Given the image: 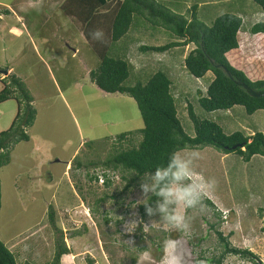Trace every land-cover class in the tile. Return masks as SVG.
<instances>
[{
  "label": "rangeland",
  "instance_id": "1",
  "mask_svg": "<svg viewBox=\"0 0 264 264\" xmlns=\"http://www.w3.org/2000/svg\"><path fill=\"white\" fill-rule=\"evenodd\" d=\"M23 1L0 0L25 19L0 18V71L22 80L37 112L27 131L30 141L18 144L10 163L0 168V240L17 264L53 260L59 234L49 224L51 208L70 250L62 264H133L134 260L135 264H169L170 257H175L176 264H210L207 260L223 252L218 232L232 247L251 251L264 263V157L254 156L245 163L236 154L212 147L180 151L177 154L191 160L196 178L206 185L204 194L191 208L182 203L165 205L162 198L143 216L140 207L154 193V175L136 178L132 172L93 165L138 145L142 139L138 131L144 128L141 114L130 96L100 91L89 72L100 64L98 49L106 48L108 56L129 61L125 86L146 84L155 73H167L178 116L192 137L188 105L227 135L264 134V110L251 116L241 106L214 113L203 110L198 99L206 93L212 73L197 80L187 72L184 57L193 45L165 54L141 53V45L163 46L175 40L172 33L143 17L125 40L115 43L107 36L105 21L95 28L97 35L87 37L86 22L83 25L78 15L66 12L67 0H47L45 8L41 1L38 8H29V0ZM156 1L166 7L171 3ZM197 1L208 4L197 17L208 26L224 14H239L245 24L241 49L264 59L263 38L250 32L253 23L264 22V13L253 0H191L188 16ZM254 9L259 12L256 20H250ZM106 11L110 13L109 8ZM107 19L111 20L109 15ZM17 110L16 100L0 104V133L11 126ZM124 133L135 134L118 143L117 136ZM102 171L111 182L109 187L90 180ZM143 186L149 190L145 192ZM161 206L167 211H161ZM171 215L182 216V224L176 226L167 218ZM224 264L253 263L227 256Z\"/></svg>",
  "mask_w": 264,
  "mask_h": 264
},
{
  "label": "trees",
  "instance_id": "2",
  "mask_svg": "<svg viewBox=\"0 0 264 264\" xmlns=\"http://www.w3.org/2000/svg\"><path fill=\"white\" fill-rule=\"evenodd\" d=\"M76 1L67 0L64 3L68 14L74 15ZM79 2L84 4L88 0ZM253 2L264 13V0H253ZM80 4L77 7L79 12L77 19L83 21V25L86 22V36L92 31L90 25L93 21H98L102 16L107 19V15H101L100 10L110 8L111 20L108 21L111 42H119L133 26L139 25V18L143 17L152 26L156 25L157 28L172 33L175 40L163 46H140L141 53L164 54L190 44L194 45L195 48L184 59L185 69L195 79H203L209 72L214 77L206 93H200L198 99L199 106L206 112L229 111L241 106L251 116L259 110H264V98H253L240 86L244 84L258 93L264 92V59H260L254 52L244 55L240 51L241 31L244 24L241 17L224 14L208 26L198 20L195 13L197 7L193 8L192 15L188 18L173 12L156 0H89L88 4L91 5L89 12H86ZM9 14L10 11L6 8L0 10V17ZM250 32L252 35L261 36L264 43V23L255 24ZM107 51L106 48L98 49L100 64L89 73L90 80L105 94L130 96L137 104L144 128L138 131L142 139L137 146L116 151L105 161L93 165H100L113 171L132 172L136 178H141L155 175L157 167L168 166L173 153L187 149L212 147L224 154H236L245 163L251 162L254 156L264 157L263 133L255 132L252 136H246L243 132H235L227 135L216 122L198 117L192 105H188V114L195 135L193 137L188 135L178 116L176 100L172 93V81L168 74L159 71L146 84L125 86V82L130 77L129 61L125 57L123 59L110 57ZM0 80L3 84L0 104L9 100H16L18 104L17 114L11 126L0 133V168H2L10 163L11 152L18 144L30 141L27 131L34 125L37 112L33 105L34 98L20 78L9 75ZM134 134L118 135L116 141L122 143ZM239 145L243 147L240 148ZM233 147L237 148L233 150ZM90 180L98 181V177L93 175ZM104 184L109 187L111 182L106 178ZM158 191L159 189L155 187L154 193L140 207L143 216L155 208L163 198L157 195ZM1 200L0 183V216ZM48 218L49 224L59 234L53 260L48 264H62V258L69 255L70 250L64 243L63 233L56 226L53 208ZM261 231L264 234V224ZM217 236L223 246V252L218 257L207 260L210 264H224L227 256L242 257L253 264H264L251 251L232 247L228 238L223 237L220 232ZM0 264H17L15 255L1 240Z\"/></svg>",
  "mask_w": 264,
  "mask_h": 264
},
{
  "label": "clouds",
  "instance_id": "3",
  "mask_svg": "<svg viewBox=\"0 0 264 264\" xmlns=\"http://www.w3.org/2000/svg\"><path fill=\"white\" fill-rule=\"evenodd\" d=\"M193 155L196 154L193 153ZM190 164V159L173 153L166 168H156L155 175L152 177L153 185L159 189L157 195L164 198L165 205L182 203L187 208H191L204 194L206 185L202 178H196L198 174ZM143 190L147 192L149 189L147 186H143ZM161 211L166 212V207L161 206ZM167 218L176 226H180L184 219L180 215H171ZM169 264H176L175 257L169 258Z\"/></svg>",
  "mask_w": 264,
  "mask_h": 264
},
{
  "label": "crops",
  "instance_id": "4",
  "mask_svg": "<svg viewBox=\"0 0 264 264\" xmlns=\"http://www.w3.org/2000/svg\"><path fill=\"white\" fill-rule=\"evenodd\" d=\"M28 0H24L23 2H27ZM41 1V4H43V8H45V6L48 4V2H47V0H39V1H37V0H32V1H30L29 0V2H28V7L30 8V7H35V8H38V6H39V2ZM51 1H55V0H51ZM57 1H59V0H57ZM80 0H77L76 1V4H75V8L74 9H76V11L74 10V15H78V10H77V7H78V4H80V2H79ZM118 1V0H117ZM171 1V3L170 4H168V8L170 9V10H172L173 12H175V13H177V14H180V15H183V16H187L188 18H190L191 17V15H192V12H193V8L194 7H197V10H196V14H197V17H198V14H199V11L201 10V8L203 7H206L208 4L206 3V2H203V1H197V2H195L196 4L195 5H193V7H192V11H191V15L190 16H188L189 15V10L191 9V6L189 7V5L191 4V0H187L188 2H186V1H184V0H170ZM89 3V0H88V2L87 3H85L84 2V4H80V5H82V8L86 11V12H89L88 10L91 8V5H89L88 4ZM0 8L2 9V8H6V9H8L9 11H10V14L9 15H4V18H8V19H10V18H13L14 16H16L17 15V18L19 19V21H21V22H25V19L24 18H21L20 16H19V14H18V12L19 11H16L15 10V8H13V6L12 5H7V4H5V3H1L0 2ZM110 9V8H109ZM107 9H104V10H100V14L101 15H109V13L107 14L106 11ZM261 10V9H260ZM23 11V10H22ZM186 12V14H184ZM258 10L257 9H254L253 10V13H252V15L249 17L250 18V20H256V19H254V16L256 15V14H258ZM20 13V12H19ZM70 13H72V12H70ZM207 16V15H206ZM237 16H239V17H241L239 14L237 15ZM1 18V17H0ZM242 18V17H241ZM101 21H105L106 22V29H107V36H108V38L110 39V41H111V37H110V23H109V21H108V19H106L105 17H103L102 16V18H100L98 21H96V22H94L93 21V23H92V25H90V26H92V31L91 32H89L88 34H87V37H93V36H95V34L97 35V32H98V30L96 31V29L95 28H97V27H99L100 26V24H101ZM2 22V20L0 21V23ZM243 23H244V21H243ZM257 23H259V22H257ZM257 23H253L252 24V27L255 25V24H257ZM264 23V22H263ZM21 25L23 26L24 25V23H21ZM244 25L245 24H243V27H244ZM139 26V25H138ZM134 26L130 29V30H134ZM136 28H137V26H136ZM243 29V28H242ZM130 32V31H129ZM129 32H128V34H129ZM127 34V35H128ZM127 35L124 37L125 39L127 38ZM256 36V35H255ZM260 37V36H259ZM124 38H122L120 41H122ZM124 39V40H125ZM119 41V42H120ZM118 43V42H117ZM191 45L192 44H190V45H188V46H186V47H189V48H191ZM141 46H143V45H141ZM194 46V45H193ZM240 48H241V44H240ZM175 50H177V49H175ZM242 49H240V51H241ZM166 53H168V52H166ZM241 53L242 54H244V55H246V54H250V52H243V50L241 51ZM165 54V53H164ZM126 58V57H125ZM184 59H185V57H184ZM90 73V72H89ZM16 76V75H15ZM201 80V79H200ZM232 110V109H231ZM230 111V110H229ZM28 143V142H27Z\"/></svg>",
  "mask_w": 264,
  "mask_h": 264
},
{
  "label": "water",
  "instance_id": "5",
  "mask_svg": "<svg viewBox=\"0 0 264 264\" xmlns=\"http://www.w3.org/2000/svg\"><path fill=\"white\" fill-rule=\"evenodd\" d=\"M0 74L5 75V77H7L8 72L7 71H0ZM228 76L231 78L230 73H228ZM240 86H242L244 89H246L248 91V93L253 97V98H264V92L263 93H258L250 88H248L246 85L244 84H240ZM240 148H242V145H239ZM237 147H233L232 149L235 150Z\"/></svg>",
  "mask_w": 264,
  "mask_h": 264
},
{
  "label": "built area",
  "instance_id": "6",
  "mask_svg": "<svg viewBox=\"0 0 264 264\" xmlns=\"http://www.w3.org/2000/svg\"><path fill=\"white\" fill-rule=\"evenodd\" d=\"M197 80H200V79H197ZM94 175H96L98 177V181H95V182H100V184H104L105 183V180H106V176L105 175V172L102 171V172H97V173H94Z\"/></svg>",
  "mask_w": 264,
  "mask_h": 264
}]
</instances>
